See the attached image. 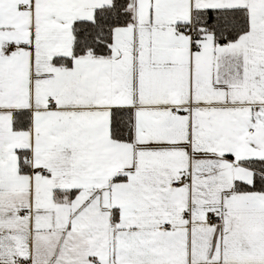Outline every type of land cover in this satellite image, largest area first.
<instances>
[{"label": "snow or ice", "instance_id": "snow-or-ice-1", "mask_svg": "<svg viewBox=\"0 0 264 264\" xmlns=\"http://www.w3.org/2000/svg\"><path fill=\"white\" fill-rule=\"evenodd\" d=\"M0 264H264V0H0Z\"/></svg>", "mask_w": 264, "mask_h": 264}]
</instances>
